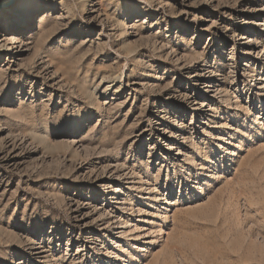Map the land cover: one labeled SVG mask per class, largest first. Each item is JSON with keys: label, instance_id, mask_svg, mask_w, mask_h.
Returning a JSON list of instances; mask_svg holds the SVG:
<instances>
[{"label": "rangeland", "instance_id": "374dc122", "mask_svg": "<svg viewBox=\"0 0 264 264\" xmlns=\"http://www.w3.org/2000/svg\"><path fill=\"white\" fill-rule=\"evenodd\" d=\"M0 264H264V0H0Z\"/></svg>", "mask_w": 264, "mask_h": 264}, {"label": "bare ground", "instance_id": "6f19581e", "mask_svg": "<svg viewBox=\"0 0 264 264\" xmlns=\"http://www.w3.org/2000/svg\"><path fill=\"white\" fill-rule=\"evenodd\" d=\"M24 16V18H23V21H25V22H29V20H30V15H28V14H26V15H23ZM22 16V17H23ZM20 21L19 20H17L16 22H15V24H17V23H19Z\"/></svg>", "mask_w": 264, "mask_h": 264}]
</instances>
